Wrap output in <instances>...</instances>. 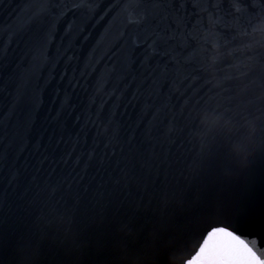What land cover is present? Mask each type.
<instances>
[{"label":"water","instance_id":"obj_1","mask_svg":"<svg viewBox=\"0 0 264 264\" xmlns=\"http://www.w3.org/2000/svg\"><path fill=\"white\" fill-rule=\"evenodd\" d=\"M26 2L0 0V30L16 22ZM63 2L70 9L73 3L82 2L92 4L93 8L65 13L56 26L52 44L37 53V67H30L14 44L0 66L6 83L13 75L27 77L34 72L32 87L38 85L39 103L23 151H13L6 159L0 152V231L15 233L17 240L36 232L41 216L36 193L49 182L61 183L63 203L70 209L79 204L81 211H70L63 222L49 226L47 259L42 257L41 264H59L54 259L55 250L71 257L68 264H80L79 250L95 239L89 226L93 220L97 226L105 222L100 204L110 208L115 225L116 234L109 237L113 264H154L157 251L166 250L180 240L181 252L175 261L179 264L180 258H186L195 247V237L190 231L195 218L209 210L223 218L232 183L227 173L241 170L233 145L244 136L259 143L264 120V69L260 65L264 61L258 63L257 53L264 52V32L257 31L254 37H249L245 32H250L251 27L236 30L230 23L236 14L235 8L230 7L233 0H171L176 7L183 5L176 23L201 37L208 35L205 32L208 13H213L212 45L215 43L217 48L205 61L207 72L189 68L190 78L179 86V91L173 88L170 92L168 86L163 89L168 110L157 104L161 110L158 118H154L148 113L147 86L140 64L144 49L134 50L129 60L139 31L134 23L140 18L136 5L142 0ZM210 3L218 4L219 9L202 11ZM253 3L264 4V0H247V5ZM117 4L120 7L113 11ZM14 92V87L0 91V112L9 111ZM209 107L215 112H225L237 123L232 132H207V140L212 144L211 174L208 157H201V139L206 130L201 129L200 121L193 128L188 118L189 113L195 116L197 111L201 114ZM173 117L179 123L169 135ZM130 143L134 147L142 145L149 153L154 147L164 160L160 180L183 194V204L178 201L162 219L158 216L157 220H150L146 230L144 218L133 219L128 214L126 219L127 209H120L118 203L110 205L118 194L111 192L109 177L121 149L126 152ZM13 174L19 177L18 182L13 181ZM209 189L218 198L211 209L204 203ZM85 207L95 209L96 215L89 212L86 217ZM126 246L132 258L122 261L119 254Z\"/></svg>","mask_w":264,"mask_h":264},{"label":"snow or ice","instance_id":"obj_2","mask_svg":"<svg viewBox=\"0 0 264 264\" xmlns=\"http://www.w3.org/2000/svg\"><path fill=\"white\" fill-rule=\"evenodd\" d=\"M117 7L120 5L113 6V11ZM136 7L140 10V18L134 23L139 31L129 51V60L134 50L141 47L144 49V58L140 64L144 70L143 81L147 86L146 104L148 113L158 118L161 109L157 104H160L164 111L168 110L163 93L166 86L170 92L173 88L179 91V86L190 78L189 68L193 71H208L205 61L213 51L215 22L213 13L209 12V23L205 27L208 35L201 37L190 31L187 26L181 28L176 23L182 4L176 7L171 0H142ZM219 7L218 4L210 3L202 11H208V8L218 10ZM230 7L236 11L230 23L237 31H246L248 27L255 25L256 31L264 32V23L254 24V21L262 19L260 14L264 13V4L247 5V0H233ZM82 8L91 11L93 5L83 2L71 5V9ZM71 9L63 0H27L25 7L17 15L16 22L0 30V66L7 60L10 46L14 44L21 49L23 60L29 63L30 67H37V53L52 44L58 22ZM173 23H176L175 27ZM71 27L69 24V28ZM5 37L8 39L5 40ZM257 57L258 63L264 61V52L257 53ZM153 60H156L155 64L152 63ZM194 64L198 67H193ZM260 66L264 69V63ZM34 76V72L27 77L17 78L13 75L9 77V83H6L0 74V91L8 87L15 88L9 111L0 112V152L4 154L5 159L13 151H23L25 137L39 108L36 93L38 85L36 88L32 87ZM200 106L198 102L197 109ZM208 110L216 111L210 107ZM13 117L16 118L15 121ZM183 117L184 113L181 112L180 118ZM188 118L193 128L197 127L196 122L200 121L201 129H205L199 111L195 116L189 113ZM173 122V127L168 129L169 135L177 130L175 124L179 121L173 117ZM104 131L108 133L107 128ZM207 132L210 130H206L201 139V157H208L211 174L212 144L207 140ZM261 133L258 145L255 138L233 145V150L241 162V170L235 174L227 173L232 183L224 204L226 211L223 218H219L211 210L201 212L195 218L190 226V231L195 237V247L186 258H180L179 264H264V120ZM163 166L164 160L154 147L149 153L143 150L142 145L134 147L130 143L126 152L121 149L116 168L109 177L111 192L118 194L114 201L110 200V205L114 207L118 203L120 209H127L126 219L128 214H131L133 219L144 218V230L149 227L150 220H157L158 216L162 219L178 201L181 204L184 202L182 193L160 180L159 173ZM13 181H19L16 174H13ZM62 191L61 183L49 182L39 188L36 197L41 205V216L36 232L21 236L17 240L15 233L4 234L0 231V264H41L42 257L46 261V234L50 230L49 226L63 222L70 211H81L79 204L70 209L63 203L64 197L60 195ZM217 199L209 189L204 196V203L211 209ZM98 207L105 213V222L97 226L93 220L89 226L95 239L87 248L79 250L80 264H113L114 253L109 237L116 234L114 221L110 208L102 204ZM83 211L86 217L89 212L96 215L95 209L85 207ZM93 236L89 237L90 241H93ZM180 244L181 241L177 240L172 247L157 251L154 254V264H169L170 254L176 256L181 252ZM119 255L122 261L132 258L128 246ZM54 259H58L59 264H68L71 257L55 250Z\"/></svg>","mask_w":264,"mask_h":264},{"label":"clouds","instance_id":"obj_3","mask_svg":"<svg viewBox=\"0 0 264 264\" xmlns=\"http://www.w3.org/2000/svg\"><path fill=\"white\" fill-rule=\"evenodd\" d=\"M262 19L258 21L259 23H264V13L260 14ZM257 31L255 30V25L251 27L250 32H245L246 35L249 37H254V34ZM213 50H216L217 45L213 43ZM201 123L205 126V130H226L228 132H232L233 129L237 127V123L233 120L231 116H228L225 112H215V111H208L204 110L200 114ZM249 119H256L260 120L261 117H249ZM251 137L244 136L242 137L243 140H250ZM179 255V253L176 254V256H169V264H175L176 257Z\"/></svg>","mask_w":264,"mask_h":264}]
</instances>
